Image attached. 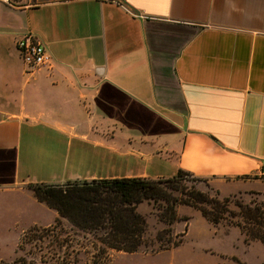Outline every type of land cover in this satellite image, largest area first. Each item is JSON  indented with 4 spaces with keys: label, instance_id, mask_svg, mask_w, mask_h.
Wrapping results in <instances>:
<instances>
[{
    "label": "crops",
    "instance_id": "0c3cea01",
    "mask_svg": "<svg viewBox=\"0 0 264 264\" xmlns=\"http://www.w3.org/2000/svg\"><path fill=\"white\" fill-rule=\"evenodd\" d=\"M27 33L51 68L15 70ZM263 167L264 0H0V208L45 227L30 185L178 170L263 195Z\"/></svg>",
    "mask_w": 264,
    "mask_h": 264
},
{
    "label": "rangeland",
    "instance_id": "374dc122",
    "mask_svg": "<svg viewBox=\"0 0 264 264\" xmlns=\"http://www.w3.org/2000/svg\"><path fill=\"white\" fill-rule=\"evenodd\" d=\"M9 49L15 70L20 73L19 55L15 47L13 50L10 45ZM22 67L24 69L23 64ZM248 180H259V185H264V180L258 177ZM239 185L184 176L179 187H185L187 193L193 188L212 198L226 199L229 214L225 217L233 223L244 224L249 235L256 226L245 220L238 205L249 207L251 212L264 211V194ZM171 191L177 201L183 197L180 192ZM174 211L175 218L170 220L165 204L138 206L137 212L146 221L142 246L134 254L109 252L107 264H264V244L251 240L233 224L222 222L213 226L197 209L182 204H175ZM49 218L41 208L25 203L2 206L0 264H86L100 249L95 240L100 232L80 231L58 217L48 226H36ZM66 240L67 243H63ZM165 248L167 250L160 251Z\"/></svg>",
    "mask_w": 264,
    "mask_h": 264
},
{
    "label": "trees",
    "instance_id": "16d2710c",
    "mask_svg": "<svg viewBox=\"0 0 264 264\" xmlns=\"http://www.w3.org/2000/svg\"><path fill=\"white\" fill-rule=\"evenodd\" d=\"M184 176L195 178L186 171L178 170L175 176L166 180L122 178L67 182L61 186L34 184L29 189L34 198L54 210L59 219L80 231L100 232L95 240L101 247L86 264H107L109 252L134 254L139 250L146 229L145 218L137 212V207L142 204L152 207L165 204L170 220L175 218V204L190 206L213 226L228 222L247 234L244 224L233 223L225 217L229 214L226 199L218 200L193 188L187 193L185 187H179ZM171 190L180 192L183 197L177 201L171 196ZM238 208L245 215V220L256 226V230L247 235L251 240L264 244V211L254 209L255 212H251L249 207L242 205ZM55 222L58 224V219ZM74 262L77 263V259Z\"/></svg>",
    "mask_w": 264,
    "mask_h": 264
},
{
    "label": "built area",
    "instance_id": "2783aa9c",
    "mask_svg": "<svg viewBox=\"0 0 264 264\" xmlns=\"http://www.w3.org/2000/svg\"><path fill=\"white\" fill-rule=\"evenodd\" d=\"M14 45L24 66V73L26 75L38 69H49L52 67V56L46 46L36 36L30 33L19 35ZM258 177L264 180V167L261 169Z\"/></svg>",
    "mask_w": 264,
    "mask_h": 264
}]
</instances>
